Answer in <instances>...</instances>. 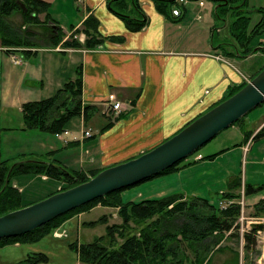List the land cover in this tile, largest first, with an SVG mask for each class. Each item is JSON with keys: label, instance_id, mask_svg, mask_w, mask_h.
I'll return each instance as SVG.
<instances>
[{"label": "crops", "instance_id": "crops-1", "mask_svg": "<svg viewBox=\"0 0 264 264\" xmlns=\"http://www.w3.org/2000/svg\"><path fill=\"white\" fill-rule=\"evenodd\" d=\"M46 1L51 3L52 18L66 33L65 40L80 29L90 15L100 21V32L107 40L95 49L63 47V51H57L38 47L32 48V53L18 50L12 54L7 53L0 42V161L22 153L39 155L55 151L52 158L69 169L87 173L93 168H107L124 162L177 133L220 101L231 85L240 84L257 68L250 66L242 72L238 66L247 68L251 56L231 58L218 51L219 42L227 40V36L216 43L213 35L223 33L227 24L214 33L216 19L208 22L206 29L205 25L201 26L203 17L190 19L191 6L192 10H198L197 14H202L207 6V3L200 6L198 0L187 5L181 22L167 20L157 11L153 0H140L149 22L138 32L127 29L124 21L109 9L108 0ZM214 8V5L210 8L211 14ZM12 22H15L13 17ZM110 37H124V40ZM85 38L81 33L79 40L84 42ZM219 55L229 58V62L220 59ZM15 58L20 62H15ZM79 66L83 72V102L96 105L100 110L88 122L89 126L81 117L78 123L72 120L62 134L25 131L23 104L55 94L68 80L76 77ZM110 94L125 103V111L114 119L110 128L99 133L107 123L105 114L109 110L107 99ZM261 108L245 118V124L254 130L253 134L264 126V106ZM111 113L115 115L112 110ZM232 128L233 134L222 138L225 141L222 148L209 154L201 152L203 158L197 159L195 155L185 161L191 164L150 179L152 181H148L146 187L128 200L176 193L209 199L228 191L234 177H240L243 183L263 185L264 138L252 139L249 149H245L250 139L243 142L245 136L240 127L233 125ZM88 129L92 135L85 137L83 131ZM93 135L97 136L92 138ZM215 153L218 154L213 158H205ZM14 181L32 200L62 188L61 183L46 175H23ZM128 190L123 192L124 199L125 194L130 196ZM263 191L264 188L251 196L252 202L248 204L252 203L254 208L264 198ZM221 203L225 206L227 201ZM95 209L116 210L114 215H117V209L98 204L75 214L57 229L68 233L67 238L51 234L37 243H17L0 248V264H17L30 252H44L50 257L47 248L67 254V250L71 251L70 243L79 242L84 228L82 223L89 221L86 216ZM52 260L50 257L44 264H55ZM75 262L82 264L78 254Z\"/></svg>", "mask_w": 264, "mask_h": 264}, {"label": "trees", "instance_id": "trees-1", "mask_svg": "<svg viewBox=\"0 0 264 264\" xmlns=\"http://www.w3.org/2000/svg\"><path fill=\"white\" fill-rule=\"evenodd\" d=\"M209 1H213L215 5L214 14L217 24L213 32L215 33L220 26L225 24L229 32V38L219 42L218 51L220 50L221 53L231 58H246L257 52L264 54V48L258 49L264 45V5L250 8L249 0ZM153 2L157 11L167 20L173 19L175 22H181L185 18L184 14L187 9L183 4H178L177 0H153ZM174 6L181 9L179 16L173 14ZM108 7L124 21L131 32L143 30L149 22V17L140 0H108ZM50 8L51 3L46 0H0V42L7 53L12 54L18 50L32 53V48H54L60 44L64 48L95 49L103 46L104 41L107 40L100 32V21L94 15L88 16L81 29H76L65 40L66 33L52 18ZM252 12L260 15V19L253 25ZM16 14L22 16L20 25L12 22V17ZM219 21H221L220 25H218ZM79 33L85 34L84 42L76 38V34ZM214 36L216 34L213 38ZM110 38L118 41L124 40V37ZM262 69L264 65L250 78L256 76ZM246 84L247 81L244 80L240 84L231 85L223 98L212 107L238 92ZM22 109L25 131L37 130L52 135L64 133L75 118L82 117L86 124L100 111L96 105H86L83 102V72L80 66L77 67L76 77L68 80L55 94L41 100L26 102ZM245 118L246 116L234 124L238 125L244 133L243 142H247L254 133V130L248 129ZM113 124L114 121L109 120L99 133ZM96 136L93 135L92 138ZM260 138H264V126L253 137V139ZM200 150L201 148L196 153H201ZM216 154L218 153L206 155L205 158H213ZM54 155L55 151L39 155L22 153L0 161V216L86 182L105 169L93 168L89 173L84 170L69 169L56 158H52ZM187 159L150 179L191 164V162L185 163ZM23 175H46L49 179L61 183L62 188L41 198L28 199L14 181L16 177ZM132 187L134 186L108 193L30 232L2 238L0 248L17 243L40 242L53 234L75 214L88 211L101 204L117 209V215L121 221L111 223V214H104L98 219L82 223L84 227H96L103 224L105 233L88 243L78 241L70 243V249L78 254L81 263L202 264L207 256L203 255L202 246L214 240L215 244L219 243L226 237L227 232L230 233L226 239L234 236V229L238 228L235 224L242 212V198L256 196L264 188V184L256 186L243 183L240 177H236L229 190L221 195V201H227V206L217 205L200 196L185 197L181 193L139 201L125 200L123 192ZM253 209L256 216L264 215V198L260 199ZM174 224L177 227L172 229ZM257 231L258 227L254 225L251 232L245 235L248 242ZM249 248L250 245L246 247V249ZM226 249L227 247H219L216 250L225 251ZM235 256L234 264H240V252L235 253ZM49 261L50 257L44 252H30L17 264H44Z\"/></svg>", "mask_w": 264, "mask_h": 264}, {"label": "water", "instance_id": "water-1", "mask_svg": "<svg viewBox=\"0 0 264 264\" xmlns=\"http://www.w3.org/2000/svg\"><path fill=\"white\" fill-rule=\"evenodd\" d=\"M263 103L264 69L238 92L153 149L109 166L86 182L1 215L0 239L30 232L108 193L138 185L159 175L195 154L218 134L232 127ZM257 227L264 229L261 224Z\"/></svg>", "mask_w": 264, "mask_h": 264}, {"label": "rangeland", "instance_id": "rangeland-1", "mask_svg": "<svg viewBox=\"0 0 264 264\" xmlns=\"http://www.w3.org/2000/svg\"><path fill=\"white\" fill-rule=\"evenodd\" d=\"M177 1L179 2V0H177ZM191 1H196V0H189V2L186 5H184L186 7V9H187V5ZM200 1L201 2L203 1L204 4L207 3V6L203 10V12L201 11V13H202L201 18L203 17V19L200 21L201 26L205 25V29H206L208 22H211L212 19H215V14L210 13L211 12L210 8L214 4H213V1H209V0H205V1L204 0H198V3ZM262 5H264V0H249L250 8H253V7L258 8ZM214 7H215V5H214ZM190 8H191V10H190L191 12L189 11V13H191L190 19L191 18L197 19V16H199L200 12L197 14L196 12L198 10H196L194 8L192 10V6ZM41 17L43 18L44 16L42 15ZM259 19H260V15L256 12H252V25L255 24ZM13 20L15 21L14 23L16 25H20L22 22L21 14L17 17L14 16ZM196 22H198V21H196ZM220 22L221 21L218 22V25H220ZM82 34H84V33H82ZM194 35L195 34H193L192 36H194ZM80 36H81V33L76 34L77 39H80ZM225 36H227V38H229V32H228L227 28L223 33L218 32L216 34L215 42L218 43V40H222ZM263 47H264V45H262V48ZM258 49L261 50V48H258ZM248 57H250V55ZM220 59L228 61L229 58L228 59L222 58V56H220ZM248 63H249V65H246L247 68H245V66H238L239 70H241L242 72H246L250 66H254V67H257L255 70V71H257L258 69H260L261 66L264 65V54H262V52H257L255 54L251 55V58H249ZM248 78H249V80L252 79V78H250V76ZM118 101H120V100H118ZM115 103L116 102H113L111 104L109 103L110 105L108 104L110 111L109 110L106 111V114H105L106 119H107L106 122H108L109 120L114 121V119L117 118L120 113L125 111L124 110L125 109V103L123 101H120V103L123 105L122 111L118 114H116L114 112L115 115L112 114L111 109ZM262 106H264V103L261 106H258L257 108H255L252 112L248 113V115H251V113H254L255 111H259V109ZM132 107L133 106H131V108ZM261 109H263V108H261ZM248 115L246 117H248ZM79 121H80L79 118H75L73 123L74 122L78 123ZM87 126H89V123L87 124ZM228 129H231V128H228ZM75 130H76V128H75ZM88 130H90V129H88ZM233 131H234L233 128L231 130H224V132L222 131L213 140H211L210 142L205 144L201 148L200 152H202L204 154H209V153L215 152V150L222 148L221 146H223L222 144L224 141V140H222V138H224L228 135H232ZM76 134L77 135L79 134V132H77V130H76ZM169 138H171V137H169ZM231 141H232V139L230 141H226V142H231ZM251 141H252V139H250L248 141L247 145H245V149H249L248 146L250 145ZM195 155L197 157L198 155H200V153L199 152L195 153L188 158H191ZM138 156H136V157H138ZM133 158H135V157H133ZM235 179L236 178L234 177V179L232 181H234ZM148 181H152V180L144 181L138 185H135L132 188H129L128 191H131L130 196L125 194V199L126 200L130 199L131 195H133L134 193H137L136 191H139L141 188L146 187ZM145 196H147V194ZM208 198L211 201H215L216 202L215 204L221 206V204H222L221 203V195H214L213 197H208ZM250 202H252V200H250V197H248L246 199L242 198V200H241L242 212H241L240 218L236 221L235 226L237 225L238 228L234 229V236L226 239L230 233V232H227L226 237L223 240H221L219 243L215 244V240H214V241H209L205 246H202L203 255H205V256L207 255L202 264H234L235 258H236L235 253H238V252H240V264H248V263L249 264H264V229H262L261 227H260V229L258 228V231L255 234H253L250 242H248L247 238L245 237V235L247 233L251 232V229H252V227H254V225H260V224L264 225V215L256 216L255 210L253 209V206H252V203H251V205L248 204ZM223 205L227 206L228 204L224 203ZM115 212H116V210L103 212V210L95 209V210L91 211L88 216H86V219L90 221V220L98 219L100 216H102L104 214H111V216H112L111 217L112 220L110 219V222L112 221L111 223H114L117 221L120 222L121 218L118 215H114ZM174 226H175V224H174ZM174 226H172L171 228L175 229L177 227V226H175V227ZM104 233H105V225H103V224H99L96 227H86L85 226L84 228H82V230L80 232L79 243L80 242L81 243L91 242L94 240L95 237L101 236ZM68 236H69V234L66 233V235L61 237V238H67ZM248 245H250V248L246 249V247ZM219 247H225V248L227 247V249L225 251H217L216 249ZM47 250L49 252L48 254L53 259L52 262H54L55 264H76L75 260L77 258V253L74 252L73 250H71V251L67 250V254H63V253L58 252L56 250H53L51 248H47Z\"/></svg>", "mask_w": 264, "mask_h": 264}, {"label": "built area", "instance_id": "built-area-1", "mask_svg": "<svg viewBox=\"0 0 264 264\" xmlns=\"http://www.w3.org/2000/svg\"><path fill=\"white\" fill-rule=\"evenodd\" d=\"M189 2V0H179V2L177 1V3L178 4H183V5H186L187 3ZM204 4V2L202 1H200L199 2V5L200 6H204L203 5ZM173 14L175 15V16H179L180 14H181V9L178 7V6H174V8H173ZM199 18H201V14H199V16H198ZM52 49V48H51ZM52 50H57V51H63L64 50V48L62 47V45L60 44V45H58V46H56L55 48H53ZM14 61L15 62H20L18 59H14ZM245 79L246 80H249L248 79V77H245ZM107 102H108V104L110 103H113V102H116L114 105H113V107H112V111H114L116 114H118V113H120L121 111H122V108H123V105L120 103V101H118L117 100V97L115 96V94H110L109 95V97H108V99H107ZM109 104V105H110ZM84 135H85V137H90L91 135H92V133H91V131L90 130H85L84 131ZM250 139H253V137H251ZM200 158H202V155H198L197 156V159H200ZM257 224V223H256ZM53 234L56 236V237H58V238H61V237H63V236H65L66 235V232H63L62 230H55L54 232H53Z\"/></svg>", "mask_w": 264, "mask_h": 264}, {"label": "flooded vegetation", "instance_id": "flooded-vegetation-1", "mask_svg": "<svg viewBox=\"0 0 264 264\" xmlns=\"http://www.w3.org/2000/svg\"><path fill=\"white\" fill-rule=\"evenodd\" d=\"M247 81H249V80H247Z\"/></svg>", "mask_w": 264, "mask_h": 264}]
</instances>
